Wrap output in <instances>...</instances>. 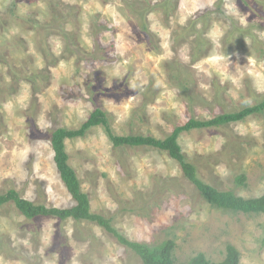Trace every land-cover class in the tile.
Here are the masks:
<instances>
[{
    "label": "rangeland",
    "instance_id": "rangeland-1",
    "mask_svg": "<svg viewBox=\"0 0 264 264\" xmlns=\"http://www.w3.org/2000/svg\"><path fill=\"white\" fill-rule=\"evenodd\" d=\"M63 31L75 36L69 49ZM262 100L264 0H0V194L73 207L50 137L95 109L116 135L164 139ZM179 144L205 183L264 194V113L183 132ZM66 149L91 212L128 239H174L178 264L198 253L221 261L229 244L240 264H264V216L213 208L168 153L115 147L102 126ZM0 264L143 263L95 222L30 220L11 202L0 207Z\"/></svg>",
    "mask_w": 264,
    "mask_h": 264
},
{
    "label": "trees",
    "instance_id": "trees-1",
    "mask_svg": "<svg viewBox=\"0 0 264 264\" xmlns=\"http://www.w3.org/2000/svg\"><path fill=\"white\" fill-rule=\"evenodd\" d=\"M13 6L16 8L15 3H13ZM14 7L11 8V12L15 10ZM218 9H220V5L218 6ZM136 14L138 15L141 30L148 34V26L145 22V12H136ZM38 27V25L33 24V29L35 28L34 30H38ZM49 28L50 25L47 24L44 27L46 30ZM62 33L63 37L64 35L67 37L66 46L67 49H69L73 44L71 41L74 40L75 36L74 34L65 33L64 31ZM263 113L264 100L239 112L224 113L210 120L190 119L184 125L176 126L172 133L166 138L157 139L153 136L144 135H116L111 128L108 113L102 109H95L90 114V117L79 128L71 129L67 127H57L52 131L50 137L51 146L54 152V162L60 178L65 184L68 192L76 201V204L71 208L65 209L47 207L43 204H36L24 199L16 190H11L7 193L0 194V207L13 202L18 210L30 220L37 217H55L62 221L67 219L92 221L104 228L108 233L112 234L121 245L132 250L140 258L143 264H178L176 257L178 245L174 239L168 238L153 244L135 242L121 233L113 225L112 219L91 212L90 199L82 190L81 181L69 163L70 155L66 149V140L83 137L90 129L102 126L105 129L106 135L115 147H150L168 153L172 159L180 164L184 176L194 184L201 197L213 208L227 213H244L264 216V194L257 198H245L237 196L233 191H220L212 185L205 183L199 177L196 165L186 159L182 152V147L179 144V137L183 132L191 131L193 129L220 127L242 121L253 114ZM236 184L237 186L245 187L247 184V175L242 174L238 176L236 178ZM240 262V252L235 246L229 244L226 247V255L221 261L216 262L209 260L204 253H198L196 256L181 264H240Z\"/></svg>",
    "mask_w": 264,
    "mask_h": 264
}]
</instances>
